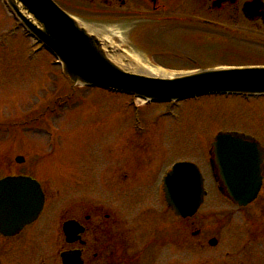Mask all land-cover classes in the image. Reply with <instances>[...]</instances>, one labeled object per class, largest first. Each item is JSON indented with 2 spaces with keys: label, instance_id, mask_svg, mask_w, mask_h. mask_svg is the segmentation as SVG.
<instances>
[{
  "label": "flooded vegetation",
  "instance_id": "1",
  "mask_svg": "<svg viewBox=\"0 0 264 264\" xmlns=\"http://www.w3.org/2000/svg\"><path fill=\"white\" fill-rule=\"evenodd\" d=\"M53 1L81 19L107 22L153 65L214 66L199 61L200 46L214 47L223 56L219 65H264V0ZM29 152L21 163L14 160L13 170L0 155V179L28 177L43 194L35 219L12 233L0 231V264H62L70 256L80 264H197L188 260L189 251L204 245L180 240L181 222L194 226L193 237L201 230L194 218L182 220L167 207L158 164L132 172V144L114 149L106 171H95L91 180L37 167V153Z\"/></svg>",
  "mask_w": 264,
  "mask_h": 264
},
{
  "label": "rangeland",
  "instance_id": "2",
  "mask_svg": "<svg viewBox=\"0 0 264 264\" xmlns=\"http://www.w3.org/2000/svg\"><path fill=\"white\" fill-rule=\"evenodd\" d=\"M195 49L201 63L219 64L223 59L214 47ZM54 64L53 56L34 43L0 0V153L12 161L11 170L15 156L29 158L31 149L37 153V167L52 166L91 180L95 171H106L114 149L124 150L126 142L132 144L133 173L146 171L151 162L160 166V175L170 162L190 161L201 169L208 193L192 220L201 233L193 237L194 226L189 229L181 222L180 240L204 245L189 251L188 260L264 264V189L252 205L231 204L210 179L205 151L219 131L251 133L264 145V98L251 104L222 97L186 100L171 106L175 111L165 116L162 103L145 104L127 95L73 86ZM132 99L141 105V130L133 125L128 105ZM214 238L217 244L210 246Z\"/></svg>",
  "mask_w": 264,
  "mask_h": 264
},
{
  "label": "water",
  "instance_id": "3",
  "mask_svg": "<svg viewBox=\"0 0 264 264\" xmlns=\"http://www.w3.org/2000/svg\"><path fill=\"white\" fill-rule=\"evenodd\" d=\"M21 23L62 63L74 84L97 86L153 101L181 100L205 94H264V67L196 70L156 76L118 64L112 50L96 34L60 9L52 0H6ZM216 175L225 195L239 206L253 201L263 178L264 151L243 134L215 137ZM166 200L177 214L192 215L202 202L203 179L194 164L178 163L165 180ZM42 193L36 182L8 177L0 180V228L12 230L40 210ZM66 264H74L67 261Z\"/></svg>",
  "mask_w": 264,
  "mask_h": 264
},
{
  "label": "bare ground",
  "instance_id": "4",
  "mask_svg": "<svg viewBox=\"0 0 264 264\" xmlns=\"http://www.w3.org/2000/svg\"><path fill=\"white\" fill-rule=\"evenodd\" d=\"M137 69H140V70H142V71H144V72H147V73H149V74H154V75H158V74H161V72L160 71H158V70H154V69H146V68H137ZM161 75H163V74H161Z\"/></svg>",
  "mask_w": 264,
  "mask_h": 264
}]
</instances>
